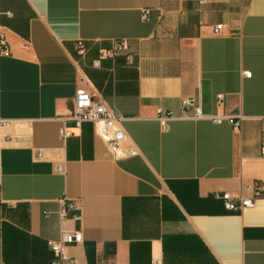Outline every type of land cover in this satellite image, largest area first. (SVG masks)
I'll use <instances>...</instances> for the list:
<instances>
[{
  "label": "crops",
  "instance_id": "crops-1",
  "mask_svg": "<svg viewBox=\"0 0 264 264\" xmlns=\"http://www.w3.org/2000/svg\"><path fill=\"white\" fill-rule=\"evenodd\" d=\"M0 37V264H52L62 231L82 234L66 247L79 264H264V200L228 212L214 197L264 186V0H0ZM117 41L132 65L101 59ZM78 89L123 118L138 156L73 128ZM184 99L240 127L163 131L157 111L179 117Z\"/></svg>",
  "mask_w": 264,
  "mask_h": 264
},
{
  "label": "built area",
  "instance_id": "built-area-1",
  "mask_svg": "<svg viewBox=\"0 0 264 264\" xmlns=\"http://www.w3.org/2000/svg\"><path fill=\"white\" fill-rule=\"evenodd\" d=\"M200 5L208 4L209 0H198ZM145 18V16H144ZM222 26H217L214 29V34L219 35ZM2 38L0 37V54L8 55ZM75 50L80 58H85L87 49L85 43L78 41L75 44ZM124 56L127 65H132V57L128 55V45L126 41H117L113 43L112 47L106 49L101 54V59L115 61L118 57ZM100 61H96L93 66L96 69L100 68ZM246 77L250 74L245 73ZM223 97L217 96L216 101L220 106L223 103ZM174 119H181L187 121H210L214 124L228 123L234 127H240L241 117L233 116H208L203 112L202 107L195 99H184L181 103V114L176 117L172 112L157 111V121L159 122L163 131L167 132L169 129L168 123ZM69 122L72 123L73 128L80 129L85 123L93 124L96 128L98 137L112 150L118 157H136L138 150L131 145L128 149H123L122 145L126 140V136L122 127L123 118L120 117L113 109H111L104 101L96 97L93 93L78 89L72 101V114ZM71 129L64 125L60 130V135L63 139L71 136ZM261 155L264 158V145L261 148ZM215 199L220 200L224 204V208L228 212H241L244 210L254 209L257 202L264 200V186L255 184L246 189V196L240 198H233L230 194L214 195ZM75 212L73 216L74 221H80V208L75 202H62V207L59 211L61 219H65L69 213ZM83 241L80 232L62 231L61 240L59 242L48 241L47 246L54 254L55 259L52 264H79L77 261L71 259L66 252V247L69 245H80ZM161 264V263H154Z\"/></svg>",
  "mask_w": 264,
  "mask_h": 264
}]
</instances>
